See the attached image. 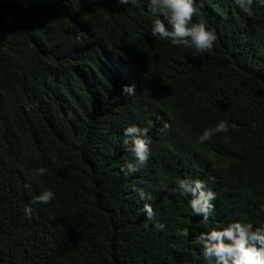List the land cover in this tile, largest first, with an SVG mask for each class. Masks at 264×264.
Returning a JSON list of instances; mask_svg holds the SVG:
<instances>
[{"label": "trees", "instance_id": "trees-1", "mask_svg": "<svg viewBox=\"0 0 264 264\" xmlns=\"http://www.w3.org/2000/svg\"><path fill=\"white\" fill-rule=\"evenodd\" d=\"M149 2L0 0V264H214L200 233L264 226V3L194 0L216 40L193 56L151 34ZM129 126L148 129L135 173ZM179 179L215 193L207 219Z\"/></svg>", "mask_w": 264, "mask_h": 264}, {"label": "clouds", "instance_id": "clouds-1", "mask_svg": "<svg viewBox=\"0 0 264 264\" xmlns=\"http://www.w3.org/2000/svg\"><path fill=\"white\" fill-rule=\"evenodd\" d=\"M121 4H138V0H119ZM242 11L251 12L253 0H234ZM264 3V0H261ZM148 9L157 19L152 24L151 34L163 40H170L172 45L184 46L193 49V56H203L210 52L214 46L216 35L209 30L202 20L192 23L194 16H199L194 0H150ZM163 17V19L159 18ZM167 22V26L166 23ZM170 26V27H169ZM135 85L122 86L121 95L124 97L134 96ZM167 126V125H166ZM229 126L226 121L218 122L214 128H206L198 137L201 144L208 142L217 133H227ZM148 129H140L129 126L125 129V135L133 138L128 151L131 152L133 160L125 161L122 170L126 173H135L146 165L150 156L149 144L141 138L146 135ZM128 144V141H125ZM45 168L37 169L32 175L38 179L45 175ZM26 188L30 185L26 184ZM176 189L181 194H190V208L192 215L202 216L207 219L214 208L213 201L216 195L211 190H206L205 184L200 180L179 179L176 181ZM142 199L146 194L142 189H137ZM54 198L52 191H42L35 196L32 203H50ZM146 218H154V212L150 205H144ZM32 208L25 209V215L31 217ZM157 228H163L157 224ZM197 243L202 245V255L207 261L214 264H264V226L255 227L252 223L242 220L230 222L226 227L212 229L200 233L196 238Z\"/></svg>", "mask_w": 264, "mask_h": 264}]
</instances>
